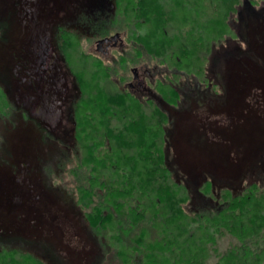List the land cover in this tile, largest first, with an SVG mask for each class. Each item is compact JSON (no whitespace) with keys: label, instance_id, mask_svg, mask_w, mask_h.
I'll return each mask as SVG.
<instances>
[{"label":"trees","instance_id":"obj_1","mask_svg":"<svg viewBox=\"0 0 264 264\" xmlns=\"http://www.w3.org/2000/svg\"><path fill=\"white\" fill-rule=\"evenodd\" d=\"M244 1L108 0L102 19L93 16L82 30L63 34L67 58L82 64L89 58L88 68L97 73H87V66L81 71L77 61L69 68L86 84L84 90L92 89L98 71L109 64L84 54L80 38L115 33L125 44V51L115 55L116 67L127 72L143 58L159 59L175 76L174 83L194 79L188 89L203 90L197 85L212 69L209 60L229 42L243 45L241 38L246 39L233 28ZM105 75L110 83L107 71ZM196 94L158 96L171 108ZM104 95L95 103L98 94L81 93L80 100L74 99L73 143L58 166L69 174L75 204L99 246L101 264H208L217 238L228 233L238 243L217 264H264V160L237 187L222 186L210 176L197 185L172 161L175 120L169 110L134 93ZM109 96L120 118L101 102ZM133 113L140 116L135 119ZM0 264L50 263L3 243Z\"/></svg>","mask_w":264,"mask_h":264},{"label":"rangeland","instance_id":"obj_2","mask_svg":"<svg viewBox=\"0 0 264 264\" xmlns=\"http://www.w3.org/2000/svg\"><path fill=\"white\" fill-rule=\"evenodd\" d=\"M107 1L0 0V244L25 248L50 264H101L69 174L57 164L58 142L72 140L70 107L76 93L67 68L77 61L81 71L97 69L68 59L67 49L59 50V35L93 16L102 19ZM245 1L233 25L246 38L243 45L231 41L215 55L221 61L214 62V70L222 71L231 93L186 95L168 107L175 120L172 161L197 185L210 176L222 186L237 187L264 160V0ZM98 36L80 38L79 49L90 53L92 41L105 37ZM93 83L86 93L98 94L94 103L100 94L114 92L105 71L99 70ZM110 99L101 102L115 110ZM113 112L120 118L118 110ZM217 239L208 264H217L238 243L229 233Z\"/></svg>","mask_w":264,"mask_h":264},{"label":"flooded vegetation","instance_id":"obj_3","mask_svg":"<svg viewBox=\"0 0 264 264\" xmlns=\"http://www.w3.org/2000/svg\"><path fill=\"white\" fill-rule=\"evenodd\" d=\"M65 31H60V37H59V50L63 51L65 48V43L63 39V34L69 31L70 33H77V30L83 29V24H78L75 26H68L67 28H64ZM114 35L100 37V39H96V41H92L90 46V53L86 54H92L100 57V60L103 63H108V67L104 68L105 71L109 74V81L113 89V93H134L138 97H146L147 100H154L161 108L165 107L169 110L168 106L163 104L161 98L158 96V93H199L201 97H214L215 93H229L230 92V85H226L224 76L222 74V71L219 69L220 72H217L214 70V67L216 64L214 63L216 60L219 62L221 61V58H213L210 59L209 62H213L212 69L210 67L208 68L206 81L202 82L201 85L198 84L197 86H201L203 90L194 91L191 89V91L188 89V87H193L191 80L190 84L189 82H180V83H174L175 76L172 74V72L165 67L161 66L159 64V59H141L140 63L137 66L129 67V69L126 72V68L124 67H116L115 63L119 62L115 58V55L118 53H122L125 51V44L123 43V39L120 36H117V38L113 39ZM98 35H92L90 39L98 38ZM108 40L106 42H102L104 40ZM63 59V64L65 68H67V60L65 58ZM85 62L92 61L91 59H85ZM220 66V64L218 63ZM67 72L70 77H72V81L75 83L74 85V92L76 93V96L73 98L71 103L73 104L74 99H77L80 97L81 93H86V90H84L83 84L81 83L80 78L77 77L76 74H72L73 71L71 68ZM120 72L118 77L114 76V72ZM212 71V72H211ZM211 72V73H209ZM237 83V82H236ZM237 91V86L234 88ZM231 93V92H230ZM239 93H241V89L239 90ZM243 93V92H242ZM198 96V94H196ZM199 95V97H200ZM196 96V97H197ZM216 97V96H215ZM172 108V107H171ZM74 113L72 109V105L70 107V120L72 124L71 132L73 127L75 126L74 122L72 121V114ZM171 114V113H170ZM172 115V114H171ZM72 138V136H71ZM73 139L71 142H69V139H66L61 142L59 141L58 144L61 146L59 149V159L57 164L59 163V166L61 165V160H65L64 152H70L72 146ZM63 154V156H62ZM63 157V158H62Z\"/></svg>","mask_w":264,"mask_h":264},{"label":"water","instance_id":"obj_4","mask_svg":"<svg viewBox=\"0 0 264 264\" xmlns=\"http://www.w3.org/2000/svg\"><path fill=\"white\" fill-rule=\"evenodd\" d=\"M115 38H117V36L113 37V39H115ZM106 41H109V39L108 40L106 39V40H104L102 42H106Z\"/></svg>","mask_w":264,"mask_h":264}]
</instances>
